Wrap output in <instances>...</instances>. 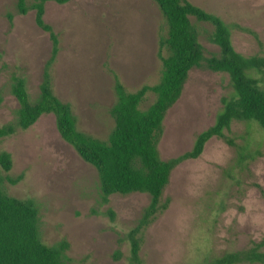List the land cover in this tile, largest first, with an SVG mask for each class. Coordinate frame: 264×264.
Segmentation results:
<instances>
[{"label": "rangeland", "instance_id": "1", "mask_svg": "<svg viewBox=\"0 0 264 264\" xmlns=\"http://www.w3.org/2000/svg\"><path fill=\"white\" fill-rule=\"evenodd\" d=\"M189 1L223 18L238 52L264 56V0ZM44 17L59 37L51 68L55 94L71 105L80 131L107 140L115 126L116 80L133 92L161 78L166 54L161 9L155 0H51ZM192 21L206 55L218 52L213 26ZM51 52L52 40L36 24L35 10L20 14L16 0H0V126L13 120L19 107L10 91L12 76L26 78L35 97ZM255 77L264 88V74ZM231 90L227 73L193 68L164 119L162 159L192 149ZM154 98L150 92L141 107ZM226 135L233 145L213 137L198 158L173 169L161 198L169 200L168 208L143 235L144 264H213L226 252L264 239V129L235 121ZM2 151L12 157L9 171L0 164L3 190L37 202L43 242H69L66 264H131L128 233L150 203L148 193L113 194L103 203L97 169L62 138L52 113L2 138Z\"/></svg>", "mask_w": 264, "mask_h": 264}, {"label": "trees", "instance_id": "2", "mask_svg": "<svg viewBox=\"0 0 264 264\" xmlns=\"http://www.w3.org/2000/svg\"><path fill=\"white\" fill-rule=\"evenodd\" d=\"M48 1L51 0H16L20 14L35 10L36 24L50 35L52 52L35 97L29 92L26 78L12 76L10 91L19 107L13 120L0 126V140L18 129L30 128L42 115L52 113L62 138L97 169L103 203H108L113 194L148 193L150 203L128 233L131 264H144L141 256L143 235L158 213L168 208L169 200L162 202L161 198L173 169L186 159L198 158L213 137L226 138L233 145L226 131L231 130L235 121L256 122L264 129V88L260 85L261 79L255 77V74H264V56H246L238 52L229 25L219 15L189 0H155L166 20L161 37V51L166 53L162 54L161 78L156 84L144 85L133 92L116 80L118 98L112 108L115 126L108 139L102 140L77 128L71 105L53 90L51 68L59 52V37L44 17ZM54 1L67 3L70 0ZM192 18L213 26L211 40L219 47L218 52L206 55ZM201 65L227 73L232 90L223 97V106L214 123L197 134L192 149L164 160L158 148L164 119L182 95L190 71ZM150 92L155 98L148 107L142 108ZM3 101L0 91V106ZM0 164L6 171L12 168L8 151L0 152ZM2 181L0 176V264H66L69 242L63 239L52 245L44 243L37 202L7 194ZM10 181L15 183L16 179ZM109 213L114 215L112 209ZM254 263L264 264V239L253 241L248 248L226 252L213 264Z\"/></svg>", "mask_w": 264, "mask_h": 264}]
</instances>
